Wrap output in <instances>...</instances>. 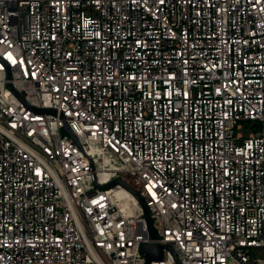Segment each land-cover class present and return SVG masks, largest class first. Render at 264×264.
<instances>
[{"label":"built area","instance_id":"obj_1","mask_svg":"<svg viewBox=\"0 0 264 264\" xmlns=\"http://www.w3.org/2000/svg\"><path fill=\"white\" fill-rule=\"evenodd\" d=\"M146 243L264 264V0H0V264Z\"/></svg>","mask_w":264,"mask_h":264},{"label":"water","instance_id":"obj_2","mask_svg":"<svg viewBox=\"0 0 264 264\" xmlns=\"http://www.w3.org/2000/svg\"><path fill=\"white\" fill-rule=\"evenodd\" d=\"M114 183H116V181H113V182L109 183L108 185H106L104 187L105 188L106 187H110ZM144 210H145V213H146L147 218H148V224L151 226V220L149 218V213L147 211V208L145 207ZM150 229H151V235H152V237H155V234H154V231L152 229V226L150 227ZM162 249H163V246L162 245H159V244H156V243H146V244H143L142 247H141V252L144 255V257L146 258V260H147V263L146 264H149V262L151 260L161 259L162 258Z\"/></svg>","mask_w":264,"mask_h":264},{"label":"rangeland","instance_id":"obj_3","mask_svg":"<svg viewBox=\"0 0 264 264\" xmlns=\"http://www.w3.org/2000/svg\"><path fill=\"white\" fill-rule=\"evenodd\" d=\"M257 254H258V251H255V252L253 253L254 256H256Z\"/></svg>","mask_w":264,"mask_h":264}]
</instances>
